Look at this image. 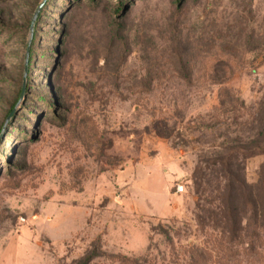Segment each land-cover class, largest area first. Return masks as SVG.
<instances>
[{"label":"rangeland","instance_id":"rangeland-1","mask_svg":"<svg viewBox=\"0 0 264 264\" xmlns=\"http://www.w3.org/2000/svg\"><path fill=\"white\" fill-rule=\"evenodd\" d=\"M119 1L0 0V264H187L205 244L206 264H264V0H123L118 17Z\"/></svg>","mask_w":264,"mask_h":264},{"label":"trees","instance_id":"trees-1","mask_svg":"<svg viewBox=\"0 0 264 264\" xmlns=\"http://www.w3.org/2000/svg\"><path fill=\"white\" fill-rule=\"evenodd\" d=\"M95 2V0H91V3ZM124 1L120 0L116 6H114L113 11L115 12L118 17H120L124 12ZM47 5L45 8L41 11L40 17L43 15L44 11L47 9ZM93 5V4H92ZM4 35V34H3ZM38 39L39 37H35L32 41V44L29 48L30 52V58H32V61L30 62L29 69L32 68V64L35 62V56L38 50ZM218 50V49H217ZM215 51L213 53L209 54V57L205 60V64L207 65L206 61L209 59V63L207 65L209 73L214 74L216 70L220 67L226 69L229 68L231 63L229 62V58L231 57L229 55V52L227 49L222 48L219 49L218 51ZM216 53L215 55H213ZM211 58V59H210ZM174 67H177L179 72L184 74L187 78H191L192 75L194 74V67L192 64V61L194 62V58L191 57L190 54L185 52L184 49L182 48H173L169 59H168ZM30 74V73H29ZM23 91V88L21 89V93ZM16 104L14 105V107ZM229 155V160H220L221 164H223L224 169L222 171V175L224 176V187L225 191L221 194V206H220V211L223 219V225H227V229L229 231H226V228L222 229V236L220 235L219 238V245L218 248L221 249L224 248L227 251L230 252V254L234 255L235 252L232 250L231 247H223L222 243L223 242H228L229 241H234L237 240V238L243 236V232L241 231V217L238 215V195L241 189H244L245 186V177H240L237 178L236 175H245V165L243 163V159L240 157L239 159V154H245L243 149H239V147H229L228 151ZM247 154V153H246ZM206 168H199L197 170L196 175H204L206 172ZM196 180V177H195ZM201 182V178L198 179L197 183L199 184ZM200 185V184H199ZM264 218V214L262 215ZM239 221V222H238ZM228 233V234H227ZM227 234V236H226ZM230 239V240H229ZM231 243V242H230ZM238 243L242 245V242ZM251 249L254 251L255 246L252 245ZM234 252V253H232ZM190 259H188L187 264H206L208 254H209V249L207 245H203L195 250H190ZM92 258L90 256H86L83 258L80 263L81 264H89Z\"/></svg>","mask_w":264,"mask_h":264},{"label":"built area","instance_id":"built-area-1","mask_svg":"<svg viewBox=\"0 0 264 264\" xmlns=\"http://www.w3.org/2000/svg\"><path fill=\"white\" fill-rule=\"evenodd\" d=\"M184 190V186L183 185H177V192H182Z\"/></svg>","mask_w":264,"mask_h":264},{"label":"water","instance_id":"water-1","mask_svg":"<svg viewBox=\"0 0 264 264\" xmlns=\"http://www.w3.org/2000/svg\"><path fill=\"white\" fill-rule=\"evenodd\" d=\"M26 71H27V66H26ZM24 90H25V84H24V87H23V91H22V93L24 92Z\"/></svg>","mask_w":264,"mask_h":264}]
</instances>
